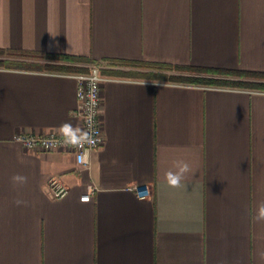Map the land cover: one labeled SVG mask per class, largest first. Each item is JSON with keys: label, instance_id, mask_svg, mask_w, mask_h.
Listing matches in <instances>:
<instances>
[{"label": "crops", "instance_id": "0c3cea01", "mask_svg": "<svg viewBox=\"0 0 264 264\" xmlns=\"http://www.w3.org/2000/svg\"><path fill=\"white\" fill-rule=\"evenodd\" d=\"M0 48L88 56L110 76L105 142L86 166L15 137L82 130L73 74L90 63L0 66V264H264V90L137 78L116 64L264 71V0H0ZM176 159L192 170L172 188ZM52 176L67 195L50 196Z\"/></svg>", "mask_w": 264, "mask_h": 264}, {"label": "built area", "instance_id": "2783aa9c", "mask_svg": "<svg viewBox=\"0 0 264 264\" xmlns=\"http://www.w3.org/2000/svg\"><path fill=\"white\" fill-rule=\"evenodd\" d=\"M105 66L101 63H93L88 70L75 72L77 80V105L75 112L81 119L82 132L87 133L90 141H84L80 145H72L65 142L63 134L50 132L48 134H35L31 132L19 133L16 139L27 149L31 150H57L67 149L75 154L79 165H88L91 155L98 151L105 142V135L101 122L102 109V84L110 78L104 72ZM95 188L81 196V200L88 201ZM129 189L141 198H147L152 194L151 188L146 184H131ZM69 188L58 177L52 176L48 180V192L52 198H62L67 195Z\"/></svg>", "mask_w": 264, "mask_h": 264}, {"label": "trees", "instance_id": "16d2710c", "mask_svg": "<svg viewBox=\"0 0 264 264\" xmlns=\"http://www.w3.org/2000/svg\"><path fill=\"white\" fill-rule=\"evenodd\" d=\"M45 57L53 62H37L27 60L37 56ZM93 59L88 56L73 55L67 53L51 52H28L24 50L0 48V66L4 67H26L38 69H57L63 71H73L85 68L79 63H91ZM145 64L149 70L143 72V76H153L155 78L170 79L173 81L189 83H205L212 85H223L230 87H240L248 89L264 90V71L209 68L203 66H194L186 64H176L168 62L151 61H126ZM176 69L177 73H167L166 69Z\"/></svg>", "mask_w": 264, "mask_h": 264}, {"label": "clouds", "instance_id": "9594fccd", "mask_svg": "<svg viewBox=\"0 0 264 264\" xmlns=\"http://www.w3.org/2000/svg\"><path fill=\"white\" fill-rule=\"evenodd\" d=\"M61 133L65 137V142L72 145H80L84 141H90V137L87 133H83L82 130L78 127H73L70 123H64L60 127ZM116 163V161H113ZM173 168L175 170H168L165 173V180L169 187L179 188L181 186V182L184 180L187 173H189L192 169L188 162L182 159H176L172 161ZM14 183H24L26 182V177H22L19 175H15L12 177ZM17 204L22 203L21 201H17ZM256 219L258 221H264V202H261L258 205V214Z\"/></svg>", "mask_w": 264, "mask_h": 264}, {"label": "rangeland", "instance_id": "374dc122", "mask_svg": "<svg viewBox=\"0 0 264 264\" xmlns=\"http://www.w3.org/2000/svg\"><path fill=\"white\" fill-rule=\"evenodd\" d=\"M92 64L93 63H90L88 65V67H90ZM116 64L119 67H121L122 70L125 71V74L126 75H129V76H136L137 78H143V77H145V78H148V79H155V80H161V81H173V80H170V79L155 78L153 76H143V72H145L144 69L146 68V66H145V64H142L140 62H137V63H133V62H121L119 64L118 63H116ZM165 71H167V73H169V74H171V73H177L178 72L176 69H171V68H168ZM175 82H180V81H175ZM201 84H205V83H201ZM206 85H212V84H206ZM221 86H223V85H221ZM245 88H247V87H245Z\"/></svg>", "mask_w": 264, "mask_h": 264}]
</instances>
